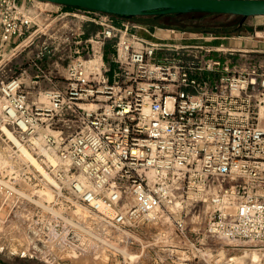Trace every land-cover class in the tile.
Instances as JSON below:
<instances>
[{
    "label": "built area",
    "instance_id": "2783aa9c",
    "mask_svg": "<svg viewBox=\"0 0 264 264\" xmlns=\"http://www.w3.org/2000/svg\"><path fill=\"white\" fill-rule=\"evenodd\" d=\"M20 1L0 0V47L31 37ZM77 10L101 30L86 45L65 38L72 57L63 78H48L47 103L30 101L17 77L0 84L2 130L45 131L58 150L54 163L25 158L40 181L66 187L107 227L152 225L157 241L178 242L188 215L210 206L204 237L264 247V69L242 63L264 50L184 31L193 43H154L128 20Z\"/></svg>",
    "mask_w": 264,
    "mask_h": 264
},
{
    "label": "rangeland",
    "instance_id": "374dc122",
    "mask_svg": "<svg viewBox=\"0 0 264 264\" xmlns=\"http://www.w3.org/2000/svg\"><path fill=\"white\" fill-rule=\"evenodd\" d=\"M53 19L37 16L34 27L27 33L32 36L18 48V74L0 73V84L15 76L25 77L26 83L33 80L45 84V78L33 77L42 74L37 71L49 72L55 66L64 71L69 55L65 54L68 48L63 40L74 31L66 29L70 25L65 26V22ZM230 19L214 18L217 22ZM248 24L250 27L264 25V18L251 17ZM112 46L113 42H110L106 47L105 62L114 52ZM14 53L12 50L7 56ZM242 63L260 65L264 69V54H252ZM43 101L47 103L45 98ZM1 105L0 99V111ZM4 131L0 127V264H82L84 258L97 264L102 261L101 264H264L263 246L204 237L212 211L210 206L196 208L188 215L187 238L178 242H171L170 237L166 242L157 241L161 229L152 225L135 229L105 226L90 215L66 187L60 194L45 181L41 182V177ZM9 131L38 161L47 158L48 154L58 161V150L45 147V131L24 138ZM3 186L17 191L10 196ZM25 247L28 249H23ZM73 253L75 257H71Z\"/></svg>",
    "mask_w": 264,
    "mask_h": 264
},
{
    "label": "crops",
    "instance_id": "0c3cea01",
    "mask_svg": "<svg viewBox=\"0 0 264 264\" xmlns=\"http://www.w3.org/2000/svg\"><path fill=\"white\" fill-rule=\"evenodd\" d=\"M22 8L26 11L30 17L33 19V23L30 28L34 27L35 19L37 16L46 17V19H50L53 17L55 20H61L65 22L66 25H75L74 28L67 27L66 29H70V31H74L77 35V38L86 45V41L96 35L101 28L96 25L95 23L90 21V16L82 15V14H75L76 12H80L77 9H66L63 6L55 5L47 2H37L35 0H21L20 1ZM32 12H38L37 15L32 14ZM77 18V19H75ZM264 18V17H263ZM123 22V19H116L115 24L120 25ZM134 26V32L141 38L145 39L146 41L154 42V43H161V44H176V43H193L190 39H181L180 31L177 29H165L160 28L158 26L152 24H143L140 22L130 21ZM64 27V26H63ZM254 30L250 33L244 35H235L230 36L226 34H213L212 39L206 41L205 43L211 46H225L237 50H264V25H255ZM261 28V29H260ZM189 34H196V35H207V34H197L192 32H186ZM209 35V34H208ZM212 35V34H211ZM32 36V34L30 35ZM76 37V36H75ZM20 39H13L10 41L6 46L0 47V73L10 72L13 75L18 74V48L22 46L23 42ZM62 41L58 43L55 47L58 50ZM64 42V40H63ZM56 43V39H54V44ZM68 51H65L67 56L66 58L70 60L72 57V50L73 45L70 44V41L65 42ZM72 43V42H71ZM110 42H107L105 45L106 47L109 45ZM64 44V43H63ZM15 51L14 55L7 56L10 51ZM68 60V61H69ZM68 61H65L64 71L58 68L59 66H55L50 69L49 72L37 71V73H42L41 75H35L34 78H45V84H42L39 81H33L32 83H26V78L23 77L21 79L24 91L28 94V99L30 101L40 100L43 99V91L49 89L51 84L48 82L49 77H56V78H63L65 75V67ZM17 77V76H15ZM30 77V76H28ZM18 78V77H17ZM31 82V81H30ZM33 84V85H31Z\"/></svg>",
    "mask_w": 264,
    "mask_h": 264
},
{
    "label": "water",
    "instance_id": "95a60500",
    "mask_svg": "<svg viewBox=\"0 0 264 264\" xmlns=\"http://www.w3.org/2000/svg\"><path fill=\"white\" fill-rule=\"evenodd\" d=\"M99 12L128 20L135 17L209 14L229 18L264 17V0H35Z\"/></svg>",
    "mask_w": 264,
    "mask_h": 264
},
{
    "label": "trees",
    "instance_id": "16d2710c",
    "mask_svg": "<svg viewBox=\"0 0 264 264\" xmlns=\"http://www.w3.org/2000/svg\"><path fill=\"white\" fill-rule=\"evenodd\" d=\"M63 7L66 9H78L66 6ZM215 17H217V15L187 14L135 17L128 19V21L152 24L160 28L177 29L184 32H192L197 34H226L230 36L244 35L247 32H252L255 28L250 27L248 24L249 18L243 20L242 17H234L225 22H217L214 20ZM112 18L114 22L116 19L120 20V18L116 16H112Z\"/></svg>",
    "mask_w": 264,
    "mask_h": 264
},
{
    "label": "bare ground",
    "instance_id": "6f19581e",
    "mask_svg": "<svg viewBox=\"0 0 264 264\" xmlns=\"http://www.w3.org/2000/svg\"><path fill=\"white\" fill-rule=\"evenodd\" d=\"M5 133H7V135H8V137L14 142V144H15V146L19 149V152H21L22 154H23V156H25L27 159H29L30 161H31V163L33 164V165H35L36 167L38 166L37 165V163H36V161H35V157L32 155V153H30L29 152V150H27L26 149V147L19 141V140H17L15 137H14V134L11 132V131H6ZM44 153H45V155H47V152L44 150ZM48 156V157H47ZM46 157L50 160V161H52V163H54L55 162V160L48 154ZM40 169V168H39ZM41 170V169H40ZM42 171V170H41ZM52 211V210H51ZM106 226V225H105ZM87 233V232H86ZM96 238V237H95ZM116 240V239H115ZM25 241V240H24ZM112 241V240H111ZM26 247H27V245H26ZM26 247L25 248H23V249H26ZM77 248V247H76ZM28 249V248H27ZM26 249V250H27ZM93 249V248H92ZM25 250V251H26ZM57 250V249H56ZM98 250V249H97ZM87 251V250H86ZM71 252V251H70ZM120 252V251H119ZM64 253V252H63ZM67 254V253H66ZM63 255V254H62ZM71 255V257H75L74 256V253H73V255L72 254H70ZM77 255V254H76ZM87 255H88V253H87ZM131 255V254H130ZM66 256V255H65ZM64 256V257H65ZM68 256V255H67ZM93 256H95V255H93ZM57 257V256H56ZM96 258V257H95ZM99 258V257H98ZM50 259V258H49ZM102 259V258H101ZM101 259H100V261H101ZM100 261H98V262H100ZM83 262L84 263H82V264H97L94 260H93V262H90L89 261V259L88 258H84L83 259ZM101 263H103V261L101 262ZM100 263V264H101ZM99 264V263H98Z\"/></svg>",
    "mask_w": 264,
    "mask_h": 264
}]
</instances>
